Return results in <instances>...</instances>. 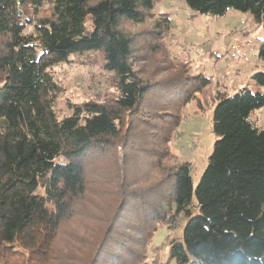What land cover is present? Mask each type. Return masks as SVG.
<instances>
[{"label": "trees", "instance_id": "1", "mask_svg": "<svg viewBox=\"0 0 264 264\" xmlns=\"http://www.w3.org/2000/svg\"><path fill=\"white\" fill-rule=\"evenodd\" d=\"M160 1L0 0V264H264V129L251 120L264 72L252 76L258 92L233 97L183 62L142 78L136 63L152 59L172 21L130 26L144 27ZM183 1L264 25V0ZM88 53L102 54L117 95L58 118L55 70ZM194 102H217L195 190L172 147ZM184 219L164 263L154 235Z\"/></svg>", "mask_w": 264, "mask_h": 264}, {"label": "rangeland", "instance_id": "2", "mask_svg": "<svg viewBox=\"0 0 264 264\" xmlns=\"http://www.w3.org/2000/svg\"><path fill=\"white\" fill-rule=\"evenodd\" d=\"M144 27L130 26L134 33L153 27L154 22L167 16L172 21L168 32L163 33L162 43L147 54L152 59L140 60L135 70L142 78L157 80L169 72L163 71L169 62H183L192 67V74H203L213 81L215 87H222L228 97L242 89L256 93L258 86L252 76L264 72L260 50L264 44V25L257 23L250 13L230 10L224 16L201 15L187 7L183 0H162L153 11ZM151 29V28H150ZM160 69L156 70L158 66ZM169 68V67H168ZM163 71L162 73H160ZM160 74V75H159ZM114 74L104 68L102 54L91 53L74 56L68 64L55 70V81L62 89L57 99L55 113L58 118L72 115L74 106L93 101H110L117 95ZM204 101V100H203ZM194 102L183 114L173 150L177 162H189L190 177L194 190L204 173L208 158L215 143L212 133V116L217 102L203 103V111ZM251 120L264 129V107L251 114ZM193 206L196 199L193 198ZM198 214L194 209L193 216ZM187 220H181L178 227L168 231L161 227L154 235L152 247H163L162 261L168 258L171 238L182 236ZM153 256L149 253V260Z\"/></svg>", "mask_w": 264, "mask_h": 264}]
</instances>
